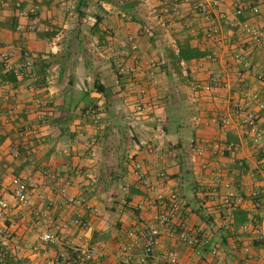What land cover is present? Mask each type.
I'll return each instance as SVG.
<instances>
[{
    "label": "crops",
    "instance_id": "crops-1",
    "mask_svg": "<svg viewBox=\"0 0 264 264\" xmlns=\"http://www.w3.org/2000/svg\"><path fill=\"white\" fill-rule=\"evenodd\" d=\"M23 1L26 8L37 7L36 17H19L16 0H0V52L16 66L28 54L38 58L36 83L28 76L2 79L8 72L0 60V196L10 206L0 220V264H58L82 243L99 254L75 264H137L144 255L140 232L144 224L155 223L157 213L144 204L148 190L134 179L137 158L147 162L152 194L178 191L183 223L203 228L228 264H263L264 209H256L254 200L264 201V110L259 112L263 139L253 145L233 118L232 102L251 92L264 96V83L257 80L264 73V0H250L260 14L247 9L242 17L235 15L237 0ZM245 20L260 30L262 44L242 31ZM19 25L36 29L19 30ZM212 28L221 43L211 38ZM131 35L139 44L137 55L160 64L152 92L160 94L158 113L165 119L163 158L145 147L158 142L156 115L135 114L133 96L118 74L117 63L133 58ZM186 46L203 56L179 61ZM213 76L220 83L206 90ZM171 106L181 120L175 134L167 125ZM95 109L102 114L100 128L94 124ZM227 117L231 124L221 128L219 121ZM217 142L236 148L221 157L211 148ZM202 144L208 147L199 154ZM221 164L226 165L222 175L217 173ZM15 176L26 177L46 198L33 193L32 205L20 203L11 192ZM226 181L242 198L232 223L224 221L219 201L210 195L213 186ZM62 187L84 205H65ZM76 219L88 227L73 225ZM253 220L260 231L243 232ZM47 231L56 242L42 241ZM235 242L250 251L233 249ZM171 250L197 260L162 227L146 264H163Z\"/></svg>",
    "mask_w": 264,
    "mask_h": 264
},
{
    "label": "built area",
    "instance_id": "built-area-1",
    "mask_svg": "<svg viewBox=\"0 0 264 264\" xmlns=\"http://www.w3.org/2000/svg\"><path fill=\"white\" fill-rule=\"evenodd\" d=\"M15 9L17 15L22 18L31 19L37 16V7L32 6L26 8L23 0H16ZM247 9H250L253 14H260V8L258 6H250V0H237V6L235 9V15L242 17ZM24 28L29 30H35V25H29L25 27L19 25L18 29ZM242 31L252 40L254 44H262L263 38L260 30L253 26L249 21L245 20L241 23ZM211 38L216 43H221L223 40L218 34L215 28L211 29ZM128 42L131 45V50L134 52L132 60L126 62L117 63L118 74L125 80L126 90L133 96L132 102L135 110V114L139 116H148L155 114L156 120V133L158 135L156 143L146 145L147 152L151 155H155L157 158H163V148L160 137L164 135V122L165 119L161 113H158L160 109V94L158 92H152V89L157 88L159 83L160 64L156 60H144L137 55L139 50V44L136 37L131 35L128 38ZM212 59V55L207 56ZM37 56L34 54H28L27 59L23 64L16 66L13 64L10 55L6 51L0 52V60L4 65V69L8 73H13L15 77L28 76L33 83L38 81V76L34 73L35 63ZM257 80L264 83V73L257 75ZM220 80L218 77H211L210 83L205 86L206 90H210L211 86L218 85ZM43 105V104H42ZM233 118L237 120L241 131L244 136L248 137L253 145H258L263 139V131L259 125V112L264 110V96L259 92H251L245 94V96L235 99L232 102ZM13 111V107H12ZM94 117V124L97 128L101 127L102 114L99 110H92ZM232 118L227 117L215 123H218L221 128L227 127L231 124ZM33 133H36L35 129H31ZM224 136L227 135V131H223ZM207 144H202L198 148V153L203 154L207 149ZM213 150L221 157H225L228 151H232L236 148L234 143L217 142L211 146ZM28 149V148H27ZM147 162L144 159L137 158L134 161L132 172L136 184L139 187L146 188L148 193L144 199V204L151 209H157L155 215V223H146L140 232V239L144 246V255L140 258L137 264H146L147 259L151 257L154 248L159 244L160 235L162 233V227L166 228V231L170 237L178 236L182 244L186 245L196 256L197 260L191 258H184L176 250H171L164 256L163 264H228L223 251L220 246L212 245L210 237L206 234L203 228H189L182 220L183 212V199L181 194L176 190H169L168 193L157 192L152 194L153 181L151 180L147 171ZM226 165L221 164L217 169V173L222 175L225 172ZM160 174H163V170H160ZM221 188L225 189V193H221ZM221 188L213 186L210 189V195L217 201L218 210L223 215L226 223H232L235 212L238 209L239 202L242 201L241 196L233 189L231 182H223ZM12 196L23 204H31V195L36 193L41 199H45L46 196L40 190L37 185L31 184L26 177L15 176L11 182ZM60 194L65 196L64 204L68 206H82L84 202L75 197L68 196L66 188L62 187ZM256 197V196H255ZM9 202L0 196V220H3L9 210ZM254 207L256 209H264V201L259 197L254 200ZM72 224L81 227L83 229L88 227V223L83 220H73ZM260 231V226L256 220L246 223L242 226L243 232L248 231ZM131 235H135V232H131ZM57 237L50 231H47L42 236L44 243H54ZM235 250H243L245 253L250 251L249 246H240L237 242L232 245ZM123 250H128V247H123ZM99 251L90 247L87 244L82 245L75 250L74 254L64 256L58 262V264H75L78 259L83 261H92L98 257ZM260 258L264 264V250L261 253ZM119 264H130L128 261H121Z\"/></svg>",
    "mask_w": 264,
    "mask_h": 264
},
{
    "label": "trees",
    "instance_id": "trees-1",
    "mask_svg": "<svg viewBox=\"0 0 264 264\" xmlns=\"http://www.w3.org/2000/svg\"><path fill=\"white\" fill-rule=\"evenodd\" d=\"M203 54L197 50H195L194 48H191L189 46H186L185 48H181L178 55H177V59L180 60H184V61H190L193 60L195 58H199L202 57ZM0 70H3V66H0ZM2 79H8L10 81H15L16 77L13 73H6L4 76H1Z\"/></svg>",
    "mask_w": 264,
    "mask_h": 264
},
{
    "label": "rangeland",
    "instance_id": "rangeland-1",
    "mask_svg": "<svg viewBox=\"0 0 264 264\" xmlns=\"http://www.w3.org/2000/svg\"><path fill=\"white\" fill-rule=\"evenodd\" d=\"M176 113L178 114V112H176V107L171 106L169 109V120L167 122V125H168L169 130H170V134L176 133L177 126L179 125V123L181 121L180 118L177 119Z\"/></svg>",
    "mask_w": 264,
    "mask_h": 264
}]
</instances>
